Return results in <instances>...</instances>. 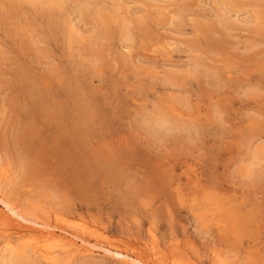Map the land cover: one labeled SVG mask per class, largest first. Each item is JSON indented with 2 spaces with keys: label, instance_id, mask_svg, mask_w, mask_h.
Masks as SVG:
<instances>
[{
  "label": "rangeland",
  "instance_id": "1",
  "mask_svg": "<svg viewBox=\"0 0 264 264\" xmlns=\"http://www.w3.org/2000/svg\"><path fill=\"white\" fill-rule=\"evenodd\" d=\"M263 87L264 0H0V200L71 264H264Z\"/></svg>",
  "mask_w": 264,
  "mask_h": 264
},
{
  "label": "bare ground",
  "instance_id": "2",
  "mask_svg": "<svg viewBox=\"0 0 264 264\" xmlns=\"http://www.w3.org/2000/svg\"><path fill=\"white\" fill-rule=\"evenodd\" d=\"M194 121H192V123ZM190 122H191V120H190ZM185 124L186 125H190V124H187V123H185ZM164 126H165V124L162 123V122H160L158 124V127H160V128H164ZM171 126H170V128H171ZM170 128H166V130L167 131L168 130H173L174 131V129H170ZM21 221H23V223H26V224L29 223V226L26 225V224L24 225V224L20 223ZM37 226H38V224L31 223L30 220L28 221V220L24 219L23 217H21L20 215L15 213L12 208L8 207L7 205H5V203H2V201L0 200V228H1V232H3V234L5 235L8 231L19 230V231L23 232L24 234H26V235L28 234L29 235L28 239L31 240L30 241L31 243L32 242L36 243L35 246L32 245L33 243L31 244V246H29L26 243L16 244V243H14L12 241L11 238L6 237L4 239V243H5L4 250L5 251H8L9 253H21V254L24 255V254L27 253V250H26L27 247L28 248L30 247V251L29 252H31L32 255L33 254L34 255L38 254L42 258V260L47 262L48 264H67V263L71 264V263H73V261H75V259H76V257L78 255H82V254L90 255V254H93V252L91 250L85 249L83 247L84 245L81 246V245L77 244V242H75L74 239L72 240V238H68L67 236L62 235V234L58 235L56 233H48L45 229H41V228L39 229ZM45 243H48L49 245H47L46 247H43L44 246L43 244H45ZM154 249H155V247H154ZM101 250H103V249H101ZM106 252H108V250H106ZM5 254H6V252H5ZM115 255H116V257H118V259L120 257H122V255L120 253H116ZM61 256H63L64 258L63 257H62L63 259L60 258ZM132 262H134V261L132 260ZM134 264H141V263L140 262L139 263L136 262Z\"/></svg>",
  "mask_w": 264,
  "mask_h": 264
}]
</instances>
